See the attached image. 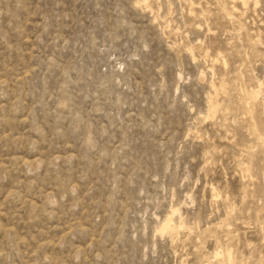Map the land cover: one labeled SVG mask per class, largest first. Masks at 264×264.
Instances as JSON below:
<instances>
[{"label":"rangeland","instance_id":"rangeland-1","mask_svg":"<svg viewBox=\"0 0 264 264\" xmlns=\"http://www.w3.org/2000/svg\"><path fill=\"white\" fill-rule=\"evenodd\" d=\"M245 1L0 0V264H264Z\"/></svg>","mask_w":264,"mask_h":264},{"label":"bare ground","instance_id":"bare-ground-1","mask_svg":"<svg viewBox=\"0 0 264 264\" xmlns=\"http://www.w3.org/2000/svg\"><path fill=\"white\" fill-rule=\"evenodd\" d=\"M146 2V1H145ZM243 2H246L245 0H243ZM258 87V86H257ZM254 88V87H253ZM259 88V87H258ZM257 88V89H258ZM255 89V88H254ZM257 89H256V91H257ZM261 89V88H260ZM260 89H258L259 91H260ZM253 90V89H252ZM252 95V94H251ZM254 95V94H253ZM255 95H257V93L255 94ZM254 95V96H255ZM260 97V96H259ZM253 100H255V99H253ZM213 105V104H212ZM215 108V107H214ZM213 109V108H212ZM216 110H217V107H216ZM216 110H214V112L216 111ZM174 213V212H173ZM167 220H166V222L164 223V225H163V230L164 231H172V230H174L175 229V224L173 223V219H172V217H169L168 216V218H166ZM173 232V231H172ZM168 233V232H167Z\"/></svg>","mask_w":264,"mask_h":264}]
</instances>
